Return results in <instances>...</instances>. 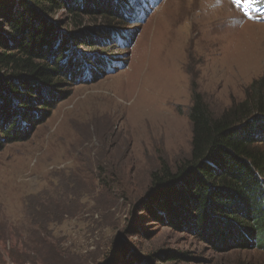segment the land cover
Wrapping results in <instances>:
<instances>
[{
	"label": "rangeland",
	"instance_id": "obj_1",
	"mask_svg": "<svg viewBox=\"0 0 264 264\" xmlns=\"http://www.w3.org/2000/svg\"><path fill=\"white\" fill-rule=\"evenodd\" d=\"M146 3L148 16L125 25L127 45L108 71L63 84L53 108L32 109L40 123L3 144L0 264H53L54 246L78 264H140L149 254L152 264H264V250L217 249L144 209L151 173L190 154L193 90L220 114L264 75V14L246 0ZM47 14L73 38L102 25Z\"/></svg>",
	"mask_w": 264,
	"mask_h": 264
},
{
	"label": "trees",
	"instance_id": "obj_2",
	"mask_svg": "<svg viewBox=\"0 0 264 264\" xmlns=\"http://www.w3.org/2000/svg\"><path fill=\"white\" fill-rule=\"evenodd\" d=\"M247 3L264 8V0ZM146 4V0H0V22L7 26V30L0 26V151L3 144L25 136L23 125L41 122L42 114L35 118L32 109L39 104L53 108L64 94L63 84L71 87L74 81L83 82L84 71L92 77L113 66L119 47L127 45L125 25L144 21ZM60 9L72 15L77 27L88 19L102 25L88 30L94 35L73 38L74 33L59 30L47 17ZM100 39L103 43L92 53L75 50L90 48ZM113 40L117 45L107 46ZM189 119L190 154L174 170L163 164L151 173L144 209L217 249L223 245L264 250V75L253 79L244 98L220 114L193 90ZM56 247L53 264H78L73 256L66 261ZM175 258L173 254L168 260ZM135 260L152 264L153 256Z\"/></svg>",
	"mask_w": 264,
	"mask_h": 264
}]
</instances>
